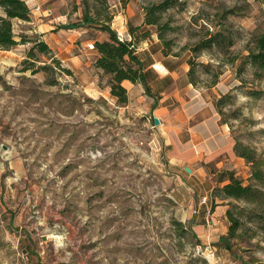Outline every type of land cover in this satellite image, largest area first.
Wrapping results in <instances>:
<instances>
[{"label": "rangeland", "instance_id": "1", "mask_svg": "<svg viewBox=\"0 0 264 264\" xmlns=\"http://www.w3.org/2000/svg\"><path fill=\"white\" fill-rule=\"evenodd\" d=\"M162 1L120 0L118 9L130 4L143 15ZM168 1L164 38L191 62L196 87L210 90L214 104L230 94L220 121L264 169V76L256 78L244 59L264 31V0ZM115 10L108 0H61L56 14L66 20L55 24L52 53H35L38 72L23 70L33 62L23 63L31 42L0 52V264H264V233L255 224L244 226L233 251L188 231V204L177 198L188 196L177 177L184 171L169 163L151 126L149 95L124 85L128 100L118 103L110 76L94 67L93 41L107 34L99 20ZM13 33L37 36L14 26ZM212 36L218 42L204 46ZM241 170L247 183L250 164ZM222 203L236 213L264 212V199Z\"/></svg>", "mask_w": 264, "mask_h": 264}, {"label": "crops", "instance_id": "2", "mask_svg": "<svg viewBox=\"0 0 264 264\" xmlns=\"http://www.w3.org/2000/svg\"><path fill=\"white\" fill-rule=\"evenodd\" d=\"M110 9L115 8L110 27L116 33H121L124 39L131 40L127 24L141 26L143 15L126 4L120 7V0H108ZM30 9L39 5L49 8L50 16L40 12H33L31 20L24 22L14 20L13 26L21 34H36L47 45L57 22H63V16H57V7L61 0H25ZM0 15H4L0 7ZM67 29H76L77 26ZM78 36L86 34V28H78ZM150 29L142 26L141 30ZM108 35L101 34L99 40H107ZM17 40V38H16ZM92 46V45H91ZM162 45L156 34L150 30V35L139 42L135 51V58L140 62L146 85L151 95L147 96L152 127L161 132L170 164L181 167L185 174L178 172L177 177L186 185L188 196L177 195L180 201H186L188 231L205 245L226 235L225 211L227 205L215 201L212 208V190L218 185L227 183L217 180V174L232 171L239 177L244 167V160L236 156L234 142L229 128L220 122L219 114L214 104V95L208 89L198 88L188 82V64L185 55L178 57L164 56ZM0 52H3L0 50ZM122 85L143 87L123 81ZM126 88V87H125ZM157 118L158 125L154 124ZM165 148V149H166ZM190 169V172L185 170ZM182 179L184 181H182ZM187 229V226L184 227ZM216 238V239H215Z\"/></svg>", "mask_w": 264, "mask_h": 264}, {"label": "trees", "instance_id": "3", "mask_svg": "<svg viewBox=\"0 0 264 264\" xmlns=\"http://www.w3.org/2000/svg\"><path fill=\"white\" fill-rule=\"evenodd\" d=\"M103 1L105 2L106 0ZM170 6V2L164 0L153 6L145 7L141 26H134L131 23L127 24L128 32L133 37L131 40H120L117 33L111 29L110 23L113 18L112 13L104 20H99V22H101L99 28L107 33L108 39L93 41L92 48L96 53L94 67L102 71L105 75L110 76V95L116 98L118 103L125 104L128 100L127 90L122 85L123 81H129L132 84H140L143 86L145 93L151 95L146 85L140 62L134 56L139 42L145 40L150 35L151 29L140 31L142 26H148L149 28L150 26L156 27L157 32L155 34H157L156 36L162 45L161 52L164 56H181L178 52H172L169 41L164 38L162 33L163 26L160 23V17ZM0 7L4 12V15H0V50H10L16 45L24 44L26 40L27 42H31L32 45L27 52V59H25L23 63L26 64L29 59H32L33 62L23 70H31L33 73L38 72L39 69L32 70V64H34L35 61V53L50 55L52 53L51 49L39 36L29 39H23V37L20 36V40H16L13 33L14 20L24 22H29L31 20L30 8L25 0H0ZM85 16L87 21L93 22L96 20L87 14ZM71 26L75 27L74 25ZM216 38V36L210 37L206 42H203L204 46H212L214 43L218 42ZM246 51L247 53L244 55V59L251 67L253 75L256 78L264 76V31L252 37L251 43L247 45ZM52 62L58 63L54 58H52ZM187 64H190L187 72L188 82L196 86L197 81L194 77V68L191 66V62L188 63L187 61ZM66 72L69 73L68 70H66ZM216 76L218 77V75ZM250 94L253 96L259 95L257 92ZM229 97L230 94L224 95L215 102L217 112L220 116L223 115L221 107ZM220 122L226 124L225 121ZM234 152L236 156L243 158L250 164L251 175L246 183L243 179L236 177L232 171L221 172L218 181L222 182L223 177H226L228 182L214 188L216 194H213L212 198L219 197L221 202L228 200L242 201L253 206V204L259 201L261 202V200L264 199V169L261 168L258 161L254 158L253 152L237 141L234 142ZM260 208V206L258 209L254 207L251 211L236 213L234 209L228 208L227 205L225 217L228 221V230L226 235L220 237L219 242L215 243V245L221 246L225 250L233 251L232 241L241 240L240 232L247 223L255 224L257 229L261 233H264V212H262ZM242 217H245V221L241 219ZM176 224L181 225L180 222ZM252 238L254 237L252 236ZM246 239L247 241L250 240L249 238H245V240Z\"/></svg>", "mask_w": 264, "mask_h": 264}, {"label": "built area", "instance_id": "4", "mask_svg": "<svg viewBox=\"0 0 264 264\" xmlns=\"http://www.w3.org/2000/svg\"><path fill=\"white\" fill-rule=\"evenodd\" d=\"M33 12H40L43 13V15L45 16H50L51 15V10L49 8H41L39 5L35 6L34 8L30 9V14H32ZM118 38L120 40L124 39V36L121 33H117Z\"/></svg>", "mask_w": 264, "mask_h": 264}, {"label": "water", "instance_id": "5", "mask_svg": "<svg viewBox=\"0 0 264 264\" xmlns=\"http://www.w3.org/2000/svg\"><path fill=\"white\" fill-rule=\"evenodd\" d=\"M158 123H159L158 119H157V118H154V124H155V125H158ZM185 170H186L187 172H190V169H189L188 167H185Z\"/></svg>", "mask_w": 264, "mask_h": 264}]
</instances>
